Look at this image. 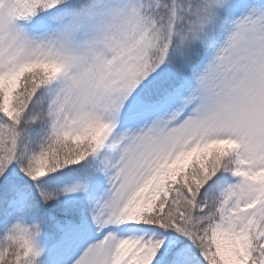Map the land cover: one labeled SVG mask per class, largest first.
<instances>
[{
  "label": "snow or ice",
  "instance_id": "obj_1",
  "mask_svg": "<svg viewBox=\"0 0 264 264\" xmlns=\"http://www.w3.org/2000/svg\"><path fill=\"white\" fill-rule=\"evenodd\" d=\"M0 264H264V0H0Z\"/></svg>",
  "mask_w": 264,
  "mask_h": 264
}]
</instances>
